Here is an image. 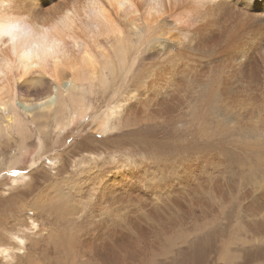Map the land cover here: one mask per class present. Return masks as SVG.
<instances>
[{
    "label": "bare ground",
    "instance_id": "1",
    "mask_svg": "<svg viewBox=\"0 0 264 264\" xmlns=\"http://www.w3.org/2000/svg\"><path fill=\"white\" fill-rule=\"evenodd\" d=\"M258 12L262 16H256ZM263 22L264 0H0V167L5 168L0 170V184L33 183L32 169H41L43 161L53 163L55 172L48 179L56 180L64 162L56 144L66 134L74 139L82 127L104 138L113 136L119 145L136 136L132 129L142 120L180 123L196 137L198 153L187 151L174 160L179 166L190 162L201 169L187 171L182 180L213 181L215 193L234 196L236 207L248 200L242 206L249 215L245 217L251 220L247 233L252 236L240 241L238 236L230 238L219 228L208 230L211 223H218L225 214L209 223L204 218L201 226L182 232L183 227L176 226L173 220L166 222L165 216L162 226L169 225L172 234L178 236L171 227L176 226L179 244L174 246L171 236L164 234L156 235L154 243L140 244L139 240L153 234L155 237L159 230L152 231L151 225L143 232L136 229L154 219L152 214L143 215L140 223L133 216L148 201L144 196L149 190L137 195V184L149 188L151 194L160 189L159 183L165 188L172 175L168 173L163 182L158 180L154 186L131 171L132 178H136L132 189L126 185L132 179L125 182L124 173L120 174L126 167L124 160L115 161L113 167L120 169L113 174L119 176V182L111 181L108 172L104 178H97L101 168L90 155L78 161L82 167L75 179L91 184L90 190L88 185L84 189L91 193L92 200L84 198L85 205L73 210L62 207L64 201L31 204L32 209L44 214L45 223L51 228L46 224V236L37 241L31 239L38 235L34 221L27 226L29 231H35L31 235L18 236L10 233L12 230L0 232V264H165L169 262L168 256L175 260L180 252H185L189 237L191 250L215 241L212 247L218 259L214 264H240L238 255L229 251L231 245H263L264 184H257L255 179L264 177V146L254 148L259 144L257 139L250 144L226 138L236 132L223 128L220 131V125L213 121L216 111H223L218 105L241 107L257 98L253 93L235 92L230 71L249 78L251 86L264 88V72L247 57L240 40L243 33L257 30ZM188 105L194 107L187 108ZM240 122L235 128L246 135L248 122ZM253 125L251 128L255 129ZM50 136L55 139L49 147ZM202 140L205 142H196ZM9 143L17 145L18 153L6 154ZM74 143V148L79 146L77 141ZM74 143L70 142L72 147L66 155L72 152ZM120 148L115 147V151ZM236 149L242 151V157L230 159V151ZM207 151L218 157L206 159L203 155ZM7 157L10 160L6 161ZM23 157L28 158L27 169ZM150 162L140 161L137 165L147 168ZM208 167L212 168L210 172ZM234 178L242 183L229 187L219 184L220 179L227 182ZM120 184L123 188L118 193V204L112 208V195ZM247 187L250 191L244 190ZM42 198L51 200L47 193ZM130 202L135 208L125 213ZM51 219L59 224L53 227ZM223 220L230 225L232 216ZM69 227L73 232L68 231ZM129 232L137 235L131 238ZM186 232L187 237L182 239L181 234ZM116 241L121 243L116 246ZM263 254L264 249L255 258L264 260ZM189 262L192 263L188 258L184 260Z\"/></svg>",
    "mask_w": 264,
    "mask_h": 264
},
{
    "label": "rangeland",
    "instance_id": "2",
    "mask_svg": "<svg viewBox=\"0 0 264 264\" xmlns=\"http://www.w3.org/2000/svg\"><path fill=\"white\" fill-rule=\"evenodd\" d=\"M256 16H262V13L258 12L256 13ZM240 40L241 43H243L244 52L247 54V57L251 58L254 61L256 68H259L262 72H264V22L260 23V27L257 30L253 32L243 33L240 36ZM234 74L236 73L230 71L231 83H232L231 86L233 87L234 91L246 95L253 93L257 95V98L253 100H249L245 106H241V107L225 105L222 103L223 104L222 107L224 106L222 108L221 105H218L219 109H221V111L223 109V111L222 112L216 111L215 118L213 121L217 122L220 125V131L221 128H223V129H230L232 132H236V135L234 133L227 134L226 138L232 137L240 140L242 139L245 141V143L247 142L253 143V141L257 139L256 143L259 144L257 147L254 148H258L260 146L262 147V145L264 146V130H263L264 129V88H259L257 85L251 86L249 84V78L240 77ZM256 79H258V76ZM258 80L260 81V79ZM98 100L102 101L101 97H99ZM193 105H188L187 108ZM103 106L105 105L102 104V107ZM185 111L186 113L188 112L187 110ZM241 112L243 115L241 114ZM249 112L251 113L252 117L251 116L248 117ZM232 115L234 118H232ZM240 117H241V122H240ZM257 118L259 119V121ZM248 119L251 121H249ZM237 120L240 123L243 122L244 124L248 122L246 125L247 127H249L248 128L249 132L246 135L242 134L241 132H237L236 130L237 125L239 126L238 124L239 122ZM255 122H256V126H255ZM206 123H208V119ZM251 125H253L255 129H253V127L251 128ZM257 129L258 131L256 132ZM132 130L135 131L136 136H133L132 139H130V136L128 135V140L129 139L130 140L129 141L125 140L127 142L123 140L122 143L118 145L117 143H115L116 142L115 137L108 136V138H104L100 134L98 135H96V133L91 134L89 128L86 129V127L85 128L82 127L80 130L81 133L76 132L77 133L76 135L75 133H73V135H75V137L73 136L74 139H72L71 134H66L62 138V141L60 140L56 144L57 145L56 151H58L59 153L61 151V155L64 159L63 160L64 162L62 164L63 168L59 172L56 180L48 179V176L51 177L55 172L53 170V165H51L53 163L43 161L44 164H42L41 169L39 168L36 169L35 167L32 169L33 183L28 182L24 185V184H11L10 182H3L2 184H0V215H3L0 216V232L8 233V231L10 232V230H12L10 233L14 232V234L18 236L21 235L25 236V234L31 235V233L35 231L32 230L29 231L27 226H29L30 224L29 221H34V223L37 225L36 231H38V235L35 238H31V239H34L35 241L40 240L41 238L46 236L48 231V225L50 228L51 226L49 223H45L46 219L43 216L44 214L39 209L36 210L32 209V207L30 206L31 204L38 205L39 203L42 204L49 201H62V202L64 201L66 204H60V203L59 204L62 207L68 208L69 210H73L77 206L79 207L82 204L85 205L86 202L83 203L84 198H86V201L88 202L91 201L92 200V198H90L91 193L88 192V190H90L88 184L90 183H87L86 185L82 183V181L78 183L80 179H75V177L77 178V176L79 175L78 170L79 172L81 171L80 168L82 166L78 163L80 158L86 156L89 157L90 155H92L93 159L95 157V162L97 163L98 168H101L99 169L98 173H100L102 176L100 174H96L98 179L104 178L103 176L106 175L108 172L107 177H109L111 181L116 179L119 182L120 180L119 176L118 178H116L113 176V174L119 171L120 169L113 167L115 166V161L124 160L126 163L125 165L126 167L125 168L123 167L122 169L123 171L120 174L124 173L125 182L132 179L128 181L126 184L132 189L136 185V178L134 177L132 178L130 173L131 171H133L136 175L138 174V176L141 175L142 177L141 179L151 181V184H154V186L158 184L157 182L158 180H160V182H163L167 178L168 173L172 175L168 179L169 180L168 182L170 183L167 184L165 188L163 184L159 183L160 189L158 191H153L151 194H149V192H151L149 188L148 189L144 188L143 184H141V187L139 183L137 184L138 186V190L136 191L137 195L138 193L140 195V192L141 194H144V190L146 191L149 190L144 196V198H146L148 201H147V206L141 209L140 211L135 212L133 216L135 220H139L140 223H143L141 221V217L143 215L152 214L154 216V219L152 220V222H150L152 224L147 223L144 226H140V227L137 226L139 225L137 224L136 229L139 232H141L142 229L143 232L148 228L147 227L148 225H151L152 231L156 228L159 230V231L156 230L157 232L155 233V237L153 234L150 235V238H143L142 239L143 241L139 240L140 244L144 242L154 243L156 241L157 236L162 237V235L164 234L165 236L166 235L171 236L170 240L172 241V244H174L175 246L179 244L176 238L179 236L180 232L184 230L190 231L194 226H201L204 218H207L206 223L212 222L214 221V218L220 214H225V216L219 217V219L220 218L221 219L218 223L216 224L211 223L209 225L208 230L219 228L222 231H226L227 236H230V238L236 237L235 239H237L238 236L239 238L238 240L240 241H243L244 239L250 240L252 238L251 233L250 232L247 233L248 224H250L251 220L245 217L249 215L243 210V206L246 205V202L249 203L248 200H243L241 202L242 204L236 207L234 196L229 195L228 197H222L217 193H215L213 186H211L213 185V181L201 182V181H197L196 179H189L187 182H184L182 180L181 176L187 173V171L199 172L201 170L198 166L193 167L192 165L194 163L190 165V162H186L187 164L184 163L181 166H179L176 164L177 161L174 160L177 157L180 158L183 155L185 156L187 151L193 153L196 152V150H198L196 148V143H195L196 137H194L190 131L186 132V128L182 126L180 123L166 124L161 120H151V121L142 120V123L138 124V126L134 127V129ZM71 132L74 131L71 130ZM168 138L171 139L168 141ZM250 138L251 140L252 139L253 140L249 141ZM54 139L55 138H53V136H50V139H48L47 143L49 147L51 146ZM74 141H77L79 145L76 148H74L75 146ZM70 142L74 143L73 145L74 149L72 150L71 153H69V155H66L68 154L66 153L67 149L72 147V146L70 147L69 145ZM196 142L200 144L205 142V140L196 141ZM115 147L116 148L121 147L122 149L120 148L117 151H115ZM18 149L19 148H17L16 144L9 143L8 151L6 152V154H8V156L9 155L12 156L13 151L15 153H18ZM207 152L203 155L205 156L206 159L218 157L216 153L213 151H207ZM232 156L242 157V151L240 149L232 150L230 151L229 158L234 159ZM178 158L176 160H178ZM8 160L10 159H8L7 157L6 161ZM21 160L24 162V166H25L24 168L27 169L29 163L28 158L23 157L21 158ZM196 160L199 161V159ZM140 161H142V164H145V162L147 161H152V163L150 162L151 164H147L148 167L144 168V165L141 167L137 165V163ZM195 163H200V162H195ZM253 163L254 162H251V165ZM165 165H168L169 168L167 169ZM184 167L189 170L186 169L184 170ZM3 169L5 168L0 167V170ZM211 169H212L211 167H208L209 172ZM220 170H222V166L219 164L218 171ZM145 171L147 173H144ZM230 181L225 182L224 179H220L219 184L220 186L225 185L229 187L230 185H240L242 183V181L240 182V180H237L236 178ZM235 181L237 182V184L234 183ZM255 182L257 184H264V177L263 178L259 177L255 179ZM50 183L54 184V186L53 185L50 186ZM79 184L82 185L80 186ZM87 185H88V190L84 189L87 188ZM139 187L141 191L139 190ZM122 188H123L122 184L117 185L116 188L117 191L112 195L113 197V200L111 201L113 203L112 208L117 206L118 193L121 191ZM74 189L76 191H74ZM241 190H243L242 187ZM244 190L250 191L248 187L244 188ZM82 192L84 193L86 192L85 193L86 195H84V193ZM46 193L47 196H51V200L42 198ZM167 193H170V195L168 196ZM211 194H213V196H211ZM256 195L257 194L255 193V196ZM129 205L125 208V213L134 210L135 204L132 205V203L130 202ZM240 207H242V209ZM166 213H169V215H166ZM156 214L159 215L156 216ZM229 215L232 216V221L230 225H226L225 220L223 219H225ZM165 216H166L165 219L166 222L173 220L172 223L174 224L176 223L177 224L176 226L183 227L182 230L178 232L176 231V226L172 224L171 226L172 230L175 233H177L178 236L172 234L171 229L168 227L169 225H166L164 227L162 226V222L164 221L163 219ZM254 218L256 219L257 216L254 215ZM114 219L116 218L114 217ZM51 220L53 223V227H55L57 223L59 224L58 221L55 223L54 219ZM241 227H242L241 232H239L238 229H240ZM224 228L226 229L223 230ZM26 229H28V231H26ZM68 231L73 232V229L69 227ZM129 234L131 235V238L132 236L137 235L136 233H132V232H129ZM187 234L188 232H186L185 234L184 233L181 234L182 239H185L187 237ZM203 234H205V232H203ZM248 235H250L251 238ZM157 239H162V238H157ZM191 240L192 237H189L187 239V242H185L184 244L185 252H180L179 253L180 255L175 260L174 257L168 256L169 262L173 260L174 261L170 263L167 262L165 264H186L184 263V260L186 258L192 261V263L189 262L188 264H214V261L218 259L217 255L214 256V251L212 247L215 241L214 240H213L214 242L211 241V243H209L208 246L205 245L194 246V248L191 250L190 248L192 247L188 245ZM109 243H111L110 240ZM120 243H121L120 241H116L114 242V245L118 246V244ZM234 247L237 248L235 249ZM263 247L264 244L263 245L255 244V246H251V247L250 246L247 247V245L244 244H238L237 246L231 245L229 251L233 255L235 253L238 255L239 257L238 263L240 264L242 263L243 259L246 257L248 258L246 259L245 264H264V260L255 258L260 250L263 251L264 249ZM188 248L190 251H187ZM249 248L250 250H247ZM251 250H257V251L259 250V251L257 253H252ZM202 257H205L203 259V262L201 261L198 262V259ZM261 258H264V254L262 255Z\"/></svg>",
    "mask_w": 264,
    "mask_h": 264
}]
</instances>
